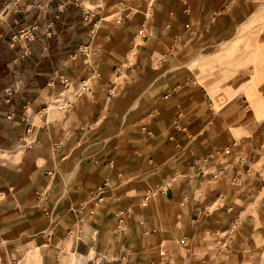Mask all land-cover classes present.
<instances>
[{"label": "crops", "instance_id": "1", "mask_svg": "<svg viewBox=\"0 0 264 264\" xmlns=\"http://www.w3.org/2000/svg\"><path fill=\"white\" fill-rule=\"evenodd\" d=\"M89 1L83 19L73 0H0V264H58L72 246L238 264L264 132L245 123L249 79L217 110L185 64L235 31L240 1Z\"/></svg>", "mask_w": 264, "mask_h": 264}, {"label": "rangeland", "instance_id": "2", "mask_svg": "<svg viewBox=\"0 0 264 264\" xmlns=\"http://www.w3.org/2000/svg\"><path fill=\"white\" fill-rule=\"evenodd\" d=\"M240 1V11L237 13V27L234 32L226 35L220 41L208 43L201 48V53L195 56V49L190 50V62L185 64L189 75L197 83H201L212 99V106L221 110L234 100V89L236 84L244 83L249 79L245 91H241L240 98L246 101L243 105L248 104L250 116L245 122L248 126L257 127L256 132L263 137L264 132V0H236ZM75 6L81 9L83 19H87L85 14L89 12L85 7L92 9L93 4L89 0H73ZM83 5L85 6L83 8ZM91 11V10H90ZM27 28L20 30L18 33H27L33 38L34 33ZM23 33V34H24ZM259 100L262 105L260 109H254L253 101ZM244 122V121H243ZM241 122V127L236 128L234 135L240 139L242 136L250 134V129L246 130L245 123ZM250 130V131H249ZM258 166L261 167L262 174L259 177L263 180L254 194L248 197V203L243 204V210L236 224L233 225L230 233L234 236L235 258L238 264H264V151L258 155ZM69 248V249H68ZM65 249L60 247L57 254L60 256L61 264L62 255L65 251L73 252L70 260L62 264H114V258L109 254H103L99 258L97 254L100 250L93 248V254H88V250H79L72 246ZM34 255L37 258L38 249L28 251L27 254ZM82 254L83 256L81 257ZM25 255V260H26ZM94 255V258H93ZM31 257V256H30ZM29 258V257H28ZM34 258V259H35ZM85 258L84 260H82ZM32 260V258H30ZM29 260V261H31ZM21 263V261H20ZM147 264H185L177 258L164 257L157 258Z\"/></svg>", "mask_w": 264, "mask_h": 264}, {"label": "bare ground", "instance_id": "3", "mask_svg": "<svg viewBox=\"0 0 264 264\" xmlns=\"http://www.w3.org/2000/svg\"><path fill=\"white\" fill-rule=\"evenodd\" d=\"M194 59H195V57H193ZM249 83H250V81H249ZM248 83V84H249ZM247 88H249V87H247ZM64 103V102H63ZM262 105V103L259 101V100H254L253 101V107H254V109H260V106Z\"/></svg>", "mask_w": 264, "mask_h": 264}, {"label": "built area", "instance_id": "4", "mask_svg": "<svg viewBox=\"0 0 264 264\" xmlns=\"http://www.w3.org/2000/svg\"><path fill=\"white\" fill-rule=\"evenodd\" d=\"M50 31H51V30H50ZM50 31H48V34L50 33ZM25 38H28V39L30 38L29 35H28L27 33L25 34Z\"/></svg>", "mask_w": 264, "mask_h": 264}]
</instances>
